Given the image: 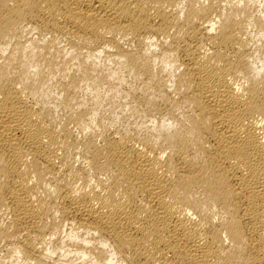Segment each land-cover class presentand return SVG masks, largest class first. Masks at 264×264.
<instances>
[{"label":"bare ground","instance_id":"1","mask_svg":"<svg viewBox=\"0 0 264 264\" xmlns=\"http://www.w3.org/2000/svg\"><path fill=\"white\" fill-rule=\"evenodd\" d=\"M0 264H264V0H0Z\"/></svg>","mask_w":264,"mask_h":264},{"label":"rangeland","instance_id":"2","mask_svg":"<svg viewBox=\"0 0 264 264\" xmlns=\"http://www.w3.org/2000/svg\"><path fill=\"white\" fill-rule=\"evenodd\" d=\"M24 35H27V36H32V37H37V35L34 33V31H24L23 32Z\"/></svg>","mask_w":264,"mask_h":264}]
</instances>
